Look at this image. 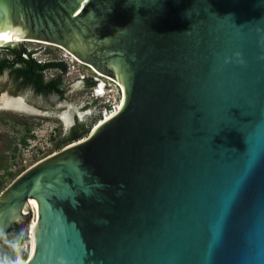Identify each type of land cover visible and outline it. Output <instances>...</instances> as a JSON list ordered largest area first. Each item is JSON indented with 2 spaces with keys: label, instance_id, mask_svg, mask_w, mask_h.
Masks as SVG:
<instances>
[{
  "label": "water",
  "instance_id": "1",
  "mask_svg": "<svg viewBox=\"0 0 264 264\" xmlns=\"http://www.w3.org/2000/svg\"><path fill=\"white\" fill-rule=\"evenodd\" d=\"M16 39L122 103L0 195V254L35 215L27 264H264V0H0Z\"/></svg>",
  "mask_w": 264,
  "mask_h": 264
},
{
  "label": "rangeland",
  "instance_id": "2",
  "mask_svg": "<svg viewBox=\"0 0 264 264\" xmlns=\"http://www.w3.org/2000/svg\"><path fill=\"white\" fill-rule=\"evenodd\" d=\"M45 44L49 45L31 42L20 45L24 50L34 53V59L39 62H65L68 68L64 75L65 97L59 102L52 97L34 96L31 92L14 96L7 85V78H0V195L22 174L62 151L57 146L70 130L73 115L95 102L92 99V89L86 88L83 81H79L81 78L93 76L91 68L76 62L63 47L52 43ZM5 98L16 101H5ZM103 103L99 101L96 109L102 108ZM24 139L26 146L21 142ZM27 243L21 244L24 245L22 251L25 250L26 255Z\"/></svg>",
  "mask_w": 264,
  "mask_h": 264
},
{
  "label": "trees",
  "instance_id": "3",
  "mask_svg": "<svg viewBox=\"0 0 264 264\" xmlns=\"http://www.w3.org/2000/svg\"><path fill=\"white\" fill-rule=\"evenodd\" d=\"M25 55L21 56L15 47H9L0 51V78H7V85L11 93L19 96L25 92H31L41 98L52 97L57 101H63L65 97L64 75L68 68L64 61L39 62L34 59V53L25 49ZM53 73V76H49ZM88 89L96 87L97 82L93 78H87L82 82ZM98 101L93 105H87L83 111L91 110L92 114L82 120L74 118L70 130L60 140L57 148L60 150L67 146L87 138L98 119ZM26 146V139L21 141Z\"/></svg>",
  "mask_w": 264,
  "mask_h": 264
},
{
  "label": "built area",
  "instance_id": "4",
  "mask_svg": "<svg viewBox=\"0 0 264 264\" xmlns=\"http://www.w3.org/2000/svg\"><path fill=\"white\" fill-rule=\"evenodd\" d=\"M82 66L88 67L83 63ZM92 72L93 76L90 78H93L94 81L97 82L96 87L92 89V99L98 102H104L103 107L98 110V119L92 128V130H94L97 126H99L101 123H103L119 111L122 103V93L119 85H117L115 82L107 78H101L98 73H95L93 70ZM84 80L86 79L81 78L79 81ZM23 246L24 245L21 244L16 245V258L14 264H17V262H20V264H22V262L27 259L28 255H26L25 250L22 251Z\"/></svg>",
  "mask_w": 264,
  "mask_h": 264
},
{
  "label": "flooded vegetation",
  "instance_id": "5",
  "mask_svg": "<svg viewBox=\"0 0 264 264\" xmlns=\"http://www.w3.org/2000/svg\"><path fill=\"white\" fill-rule=\"evenodd\" d=\"M91 114H92L91 110L83 111V109H81L80 113L74 114L73 117L77 118L78 120H82V117H85ZM79 115H82V117ZM25 211H26V214L24 215L27 216L28 211L27 210ZM25 231H26V226L18 225L16 226V228H13L11 236L7 235L2 239L4 243V247H3L4 250L0 254V264H14L15 263L16 245L25 243L28 240L26 238Z\"/></svg>",
  "mask_w": 264,
  "mask_h": 264
},
{
  "label": "bare ground",
  "instance_id": "6",
  "mask_svg": "<svg viewBox=\"0 0 264 264\" xmlns=\"http://www.w3.org/2000/svg\"><path fill=\"white\" fill-rule=\"evenodd\" d=\"M15 42L16 43H19V44H23V43H37V44H41V45H46V46H48L49 44H45V43H40V42H37V41H31V40H23V39H16L15 40ZM57 48H59V49H61V50H64V49H62L61 47H57ZM70 57H72L76 62H78V63H81L82 64V62L81 61H79V60H77L73 55H71L69 52H67L66 50H64ZM94 71V70H93ZM95 73H96V71H94ZM101 78H105V77H103V76H101L100 74H98ZM106 79V78H105ZM11 98V97H10ZM10 98H8V99H6L5 98V101H13V102H15L16 100H10ZM13 99V98H12ZM18 101V100H17ZM17 103V102H16ZM14 105H16V104H14ZM102 124V123H101ZM98 127V126H97ZM96 127V128H97ZM24 214H26V211H24ZM12 215V214H11ZM15 217V215L14 216H12V218H14ZM35 231H36V216L34 215V219H33V222H32V225H31V229H30V239L28 240V243H27V250H28V259H27V261L26 260H24L23 262H22V264H27L28 263V261H29V258H30V256H31V253H32V250H33V247H34V244H35V239H36V237H35Z\"/></svg>",
  "mask_w": 264,
  "mask_h": 264
},
{
  "label": "clouds",
  "instance_id": "7",
  "mask_svg": "<svg viewBox=\"0 0 264 264\" xmlns=\"http://www.w3.org/2000/svg\"><path fill=\"white\" fill-rule=\"evenodd\" d=\"M83 109V108H82Z\"/></svg>",
  "mask_w": 264,
  "mask_h": 264
}]
</instances>
